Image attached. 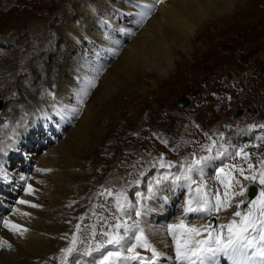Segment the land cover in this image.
Returning <instances> with one entry per match:
<instances>
[{
    "label": "rangeland",
    "instance_id": "rangeland-1",
    "mask_svg": "<svg viewBox=\"0 0 264 264\" xmlns=\"http://www.w3.org/2000/svg\"><path fill=\"white\" fill-rule=\"evenodd\" d=\"M167 1L165 0V2ZM91 3L94 5L88 7ZM161 3L157 0L151 5L154 10L141 24L140 13L142 9L144 10L143 6L146 5L142 0H108V2L107 0H0V62H2V58L8 60L11 58L9 66L15 72L9 80L10 84H0V101H4L1 113L3 117L0 116V139L9 138L6 144L8 146L12 144L11 141L14 142L16 139L22 142L28 139L26 144L20 148L13 144L5 149L4 156L8 163L0 166V172L10 181L8 188L10 194L7 189L0 188V217L3 216L4 220L11 221L14 218L18 199L26 201L32 199V202L28 200L30 201L29 205L31 203L40 205V208L32 207L35 211L41 210L49 214V210L50 213L55 210L57 203L53 200L54 195L50 196L52 192L54 193L51 186H55L53 184L54 175L59 172L62 174V172H58V169L55 168H46V172L51 173L45 172L44 174L47 176H41V171H39L43 166L41 157L43 160V156H50L52 153V157L56 156L57 154L54 152L56 153L57 148L70 142V136L76 130L84 117L83 115L86 114V110L92 111L96 108L91 104L97 97L96 92L104 77L108 74L112 75V69L121 58V52L127 46L134 44L145 26L158 15ZM232 3L231 13L221 15V17H209L201 25H195L193 28L195 31L191 35H185L182 30L181 33L180 30H177L176 33L179 34L166 41L167 50L171 54L169 68L157 60L159 57H155V52L146 53L143 56L144 61L139 63L140 71L137 70L133 77L123 81L117 92H113V90L109 92L114 93L115 101L111 103L113 105L102 108L103 115H99L100 117L96 121L98 125L92 128V132L95 130L98 134L100 133L99 136L94 137V140L99 137L101 141H97L95 157L87 161L88 166L85 174L91 180H88V185H83L82 192H79L80 196L73 194L74 199L77 200L69 204L74 213L73 215L71 212V216H74L71 219H75L73 222H67L71 224V232L67 231L71 234L70 242L74 234L78 236L79 240L86 241L85 235L91 234L94 225L100 226L99 233L108 231L106 223L111 224L110 219L115 214L113 206L116 204V194L125 192L128 197H133L137 191L143 193L144 189L140 185L144 188L148 187L149 183L162 177L163 172H155V167L162 168L160 167L162 162L173 160L165 158L162 160L157 155L159 151L165 152L168 157L173 159L181 158L186 154L191 155L197 151L203 152L209 146L211 139L220 138L227 132L229 135L240 131L247 122L264 119V0H248V2L247 0H233ZM104 7L107 12L104 11ZM135 9L140 10V13H136ZM94 10H100L101 13L96 15ZM183 20L187 22L186 18ZM68 22L72 32L64 27L68 25ZM76 22H80L81 26L79 27ZM37 29L40 31L39 35L34 38L32 32H38ZM112 29L119 31L117 36L120 39L111 35ZM122 37L126 44H123ZM108 42L118 46V50L113 51V54H110V51L104 46ZM84 44L88 48L95 49L96 52L99 50L101 54L107 55L109 63H99L97 59L91 61L85 58L82 53ZM66 45L68 47L65 50ZM65 53H68L67 55L70 57ZM156 54L162 56V53ZM148 59L156 62L157 65H150ZM64 63L68 64L70 73H72H69L68 76L70 84L67 85V90L71 88L75 91H83L79 97L83 98L84 102L81 105L71 97L72 100L69 103L71 108L68 109H79V112L72 111L70 118L75 120L73 124L71 122L68 125V121L61 122L58 118H54L52 122H46V127H42L40 126L42 124L40 117H43L45 113L48 114L50 110L48 111L46 107L40 109V105L35 108L34 106L38 103L37 101L44 98H48L50 102L57 99L56 92L53 97L54 91L52 90L56 88L52 81H57L58 74L63 75L62 66ZM7 68L8 65H5V69ZM45 74L46 77L48 74L50 76L46 83H44L46 77L43 78ZM83 74L96 81L95 87L89 86V82L85 81ZM94 74L96 77L92 78ZM114 74L115 72H113ZM2 75L1 77H3ZM5 75L11 77L12 73L9 72ZM86 89L89 94L84 96L83 93ZM46 94H49V97ZM185 94L191 96L190 102L186 107H179L178 101ZM28 102H31V107L26 106ZM61 104L57 108L60 114L64 113L67 105ZM238 108H245L249 111H246V114L238 119L233 117V113ZM18 112L22 113L18 116L17 122L13 121L9 126L3 124L6 118H8V123L11 122L12 116H17ZM31 122H35L34 126L38 123L39 128L45 130L46 133H49V130H54L59 134V137L52 138L49 143L47 137L43 135L45 132L39 128L37 129L40 130V133L35 129L33 133L29 132L25 135H19L17 131L11 136L5 134L8 127L16 128L22 132L23 127L27 124L30 125ZM26 135L29 136L25 137ZM41 143L43 145L40 147ZM87 143L82 145V147L85 146L84 149L89 146V139ZM56 146L58 147L56 148ZM143 146L150 150L151 154L142 151L141 147ZM31 153H35V155L32 156ZM56 159L59 161L60 157L56 156ZM66 160L68 161V158H65L64 162H59L62 168ZM17 168L18 173H14L13 169ZM174 168H179V166L175 165ZM35 176H37L36 180ZM44 177L47 178V181ZM171 177L172 172L169 175V178ZM46 184L48 187L50 186L49 192L43 188V185L45 187ZM28 185H31L36 192L40 189H44V191L29 192ZM106 190H110L112 196H109ZM85 193L86 196L83 199H87V204L84 205L79 197ZM101 193L104 194L101 195ZM132 197H129L130 200ZM15 201H17L16 204ZM2 209L7 212L3 213ZM36 216L32 215V217ZM38 217L35 220L41 223L43 219L41 216ZM102 217L107 218V221L100 225L99 222H103ZM2 221L1 225H3ZM46 224L50 225L49 222ZM77 224L81 229L79 233L76 231ZM148 226L155 227L150 220ZM2 238L1 228L0 240ZM53 241H57V238ZM8 242L11 244L10 241ZM70 242L60 247L56 246L59 247L60 254L55 257L49 256V260L45 259L42 264H61L62 249L70 246ZM57 243L62 242L58 241ZM78 247L84 251L83 246L78 245ZM11 249L18 252L15 245H12ZM20 260L22 261L23 257ZM169 262L172 264L173 260L165 259L162 264H170Z\"/></svg>",
    "mask_w": 264,
    "mask_h": 264
},
{
    "label": "bare ground",
    "instance_id": "bare-ground-1",
    "mask_svg": "<svg viewBox=\"0 0 264 264\" xmlns=\"http://www.w3.org/2000/svg\"><path fill=\"white\" fill-rule=\"evenodd\" d=\"M159 1H161L162 3H161L160 8L158 9V15L156 14L157 15L156 17H154V18L152 17L153 20L152 21L150 20V22L145 26V29L143 31H141V33L137 37V40L135 39L136 41L134 44H132L131 46L129 45L130 47L127 46V48H125L122 52L120 51L122 53V55H121V58L118 60V62L114 65V68L112 69V75L108 74L104 77V80H103L101 86H99V89L96 92L97 97L94 98V101L91 104L92 106L95 105L96 108H94V110H92V111L90 109L86 110V114L83 115L84 117L80 121L79 125L76 127V130L70 136V139H69L70 142L62 144L59 147L56 146V148L58 147L56 150V153L54 151L53 152H54V154H57L56 155L57 158H58V156L60 157L59 161L56 159V156L52 157L53 153L50 156L49 155L43 156V160L41 157V161L43 162V166H41V167H42V169H44V171H41V176H47L46 174H44L46 172V170H45L46 168H53V169L55 168V169H58L57 170L58 172L59 171L62 172V174H59L60 172L57 173V175L59 174L58 176L54 175V177H53L54 181L53 180L52 181L54 182L53 184H55V186H53V185L51 186L49 184L51 182L48 183L54 191V193L52 192V194L50 196L54 195L53 200L57 203V207L55 206V210L53 209L54 211H52L51 213L49 210V214H46L44 211H41V210L38 211L36 209L37 211H35L29 204L25 206V205L20 204L18 202V207L14 206L15 207V211H14L15 216L11 215L14 217L11 220V222L16 223V224H20L23 227L28 229V231L23 236L19 235L18 233L9 231L8 228L1 225V221L4 220V218H3V216L0 217V230L2 228V234H3L2 240L10 241L11 244L15 245L16 249H18V252H15L11 248H8L7 246L0 248V264H42V263H44L45 259H48L49 256L55 257V255L60 254L59 247L61 245H64L65 243L69 244L68 242H70V238H71V234H69V232H67V231L71 230V226H70L71 224H68L67 222L75 221V219H71V218H74V216H71L72 214L74 215V213L72 212V209L69 207V204L72 203L74 200H77V199H74V195L75 194L79 195V192L80 193L82 192L81 189H82L83 185L84 184L88 185V182L91 180V179L89 180L90 177L85 174L86 168L88 166L87 161H88V159H90V158L92 159L95 157L96 146L98 144L97 141L100 140L99 137L97 138V140H94V137L99 136L100 133L98 134L97 131H95V130H94V132H92V128H93V126L98 125V123H96V121H98V119H99L98 117H100L99 115H101V114L103 115V112L101 113L102 108L104 106L113 105L111 103L115 101V97L113 95L114 93L112 94L109 92L112 90H113V92H117V90H119V88L122 86L123 81H125L126 79H130L129 77H133L134 73L137 70L140 71L139 70L140 68H138L139 63L144 61L143 56L146 53L155 52V57H159L157 60L162 62L163 64H165V66L167 68H169V66L171 64V59H170L171 54H169L170 51L167 50L168 46L165 43H166V41H169V38L173 39L177 34H179V33H176L177 30H180V33L183 31V33L185 35H188V34L191 35L195 31V29H193L195 27V25L196 26L201 25L203 22H205V20H208L209 17H212V16L221 17V15L223 16V15H226L228 13H231L232 9H233L232 8L233 7V3H232L233 0H170V1L168 0L167 2H165V0H159ZM107 2H108V0H107ZM142 2L146 5L151 6V5H153L154 1L152 2V0H142ZM247 2H248V0H247ZM91 5H94V4L91 3L88 5V7H91ZM114 9H116V8L114 7ZM91 10H93V9H91ZM142 10H141V12H142ZM94 11L96 12V15H97V13H101L100 10H94ZM104 11L107 12V10H105V7H104ZM134 11H136V13H140V10L137 11V9H135ZM185 18L187 19L188 23L185 20H183ZM108 20H110V19H108ZM136 20H137V18H136ZM99 21H102V20L99 19ZM86 22H87V20H86ZM102 23L105 24L104 21H102ZM138 23H139V21H138ZM76 24L79 27L81 26L80 22H76ZM62 27H63V25H62ZM64 27L68 28V30L71 32L73 31L69 27V22H68V25L64 26ZM101 30H103V28H101ZM151 30H152V33H151ZM37 31L38 32H36V31L32 32V30H30V32H32L34 38H37L36 35H39L38 33L40 31L38 29H37ZM86 31H88V30L86 29ZM65 32H67V31H65ZM117 33H119V31L112 29L111 35L120 39V37L117 36ZM71 34H73V33H71ZM71 34H69V35H71ZM66 35H67V33H66ZM75 36H76V34H75ZM122 36L124 37V35H122ZM98 37H99V35H98ZM76 38H78V37H76ZM68 40H69V38H68ZM104 40H106V38H104ZM122 42H123V40H122ZM98 43H100V42H98ZM123 44H126V43L123 42ZM63 45H64V43H63ZM68 45L70 46V44H68ZM68 45H66V48L65 47H63V48H65V50H66ZM104 46H105V48H107L110 51L109 52L110 54L113 51L118 50V48H117L118 46L116 44L113 45V43H111V42L105 43ZM54 49H55V47H54ZM99 52L100 51L98 50L97 53H99ZM156 53H158V54L162 53V56L157 55ZM67 54L65 53V55H67ZM47 56H48V54H47ZM67 56H69V55H67ZM10 59L9 60L6 58L1 59L2 62H0V79H1L0 84L1 83L10 84L9 80H11V78L13 77V73H15V72H13V70H11L12 67L9 66L10 65ZM95 59H97V58L95 56H93V59H91V61H94ZM148 62L152 66L157 65L156 62H152L150 59H148ZM70 63H72V62H70ZM5 65H8L7 69H5ZM62 69H63V71H62L63 75L61 76V74H58L57 81L56 80L52 81V82H54V85H55L54 88H56V89H53L52 91H54V93L56 92L57 99L54 102H50L48 100V98H44V99L37 101L38 103L36 102L37 104H35V106H34V108H35L36 106L40 105L39 106L40 109L46 107L48 111L50 110L48 114L45 113L43 115V117H40L42 120V124L40 126H42V127H46V122H48V121L52 122V120L54 118H58L59 121H61V122L68 121V117L69 118L72 117V111H73L71 109H68V108H71V105L69 104L72 100L71 97H73L74 101H77V102H80V100H81L79 95H81V93L83 91L79 92V90L75 91L74 89H71V88L67 90V88H68L67 85L70 84V82H69L70 78L68 76H69V73L71 71L68 67V64L64 63V65L62 66ZM95 69H97V68H95ZM158 69H159V67H158ZM160 71L162 72V70H160ZM9 72H10V74L12 73L11 77L9 75H8V77L5 75V74H9ZM113 72H115L114 75H113ZM70 74H72V73H70ZM79 74H81V73L79 72ZM95 74L92 76V78L96 77ZM1 75L3 77H1ZM44 76L46 77V74L43 75V78H44ZM83 76H85L84 77L85 81L88 80V82H89L90 80H93V79H89L90 76H87L84 74H83ZM14 77H16L15 74H14ZM49 79H50V76L48 74V77L45 78L44 83L48 82ZM132 80H133V78H132ZM88 82H86V83H88ZM76 87H78V86H76ZM72 95H74L75 97ZM189 97H191V96L189 95ZM61 101H62V104H67V105L66 106L64 105L65 106L64 113L61 112V114H60L57 111V108H59V104H61ZM3 102L4 101H2V105H1L2 109L0 110V116H2V117H3V115H1V113L3 111ZM26 106L31 107L32 106L31 102H28ZM74 108H76V107H74ZM22 109H24V108H22ZM40 109H38V111ZM47 110H45V111H47ZM238 111H240V112H238ZM238 111H237V113H238V115H240L238 117V119L246 114V111H244V110L239 109ZM21 113L22 112H20V113L18 112L17 116L13 115L12 118L10 119L11 122H9V123H8V118H6L3 122V124L4 125L8 124V126H9L10 124L13 123V121H14V123L17 122L18 116L21 115ZM4 115H5V112H4ZM34 123L35 122H31L30 125L29 124L25 125L23 127L22 132L17 130L16 128L12 129V128L8 127L5 130V134L11 136V135H14V133L16 131L19 135L20 134L25 135V134H28L29 132L33 133L35 131L36 126H37L36 132L40 133L39 132L40 130L37 129V128H39V126L37 125L38 123L35 124V126H34ZM94 129H96V128H94ZM27 136H29V135H26L25 137H27ZM8 139H7V137H4V139H0V149H2V151H0V166L2 164L4 165V164L8 163L5 160V156H4L6 148L13 146V144H16L15 146H18L20 148V146L22 147L28 141V139H25V141L22 142L19 139L15 138L16 140L13 139L14 142L11 141L12 144L8 146V145H6L8 142ZM88 139L90 141L89 146L87 145L88 146V147H86L87 149H84L85 146L82 147V145L88 144L87 143ZM117 139H119V138H117ZM144 152L150 154V150H148V149ZM31 155L33 156V155H35V153H31ZM65 158H68V161L67 160L65 161V165L62 168L60 166V163L64 162ZM16 166H19V165H16ZM209 167H212V166H209ZM22 168H23V166H22ZM49 171H50V169H49ZM13 172L18 173V168L13 169ZM50 173L51 172H49L47 174H50ZM54 174H55V172H54ZM35 175H36V173H35ZM36 179H37V176H35V180ZM44 179H46L45 181H47V178L44 177ZM45 181H44V183H46ZM40 184H42V183H40ZM9 185H10V181H8V179L5 177V175L0 172V188L1 189H7V192H8V188L10 187ZM46 186L44 187V185H43V188L45 190H48V192H49L51 190L49 188L50 186L48 187L47 184H46ZM35 189H37V187H35ZM44 189H42V190L40 189V190L44 191ZM40 190L37 192H40ZM37 192L34 191V193H37ZM8 194H10V192H8ZM46 196H49V195H46ZM85 196H86V193L81 195V197H79L80 199H82L80 201H83L84 205L87 204V199H83ZM21 199H22V197H21ZM28 200H30V199H27V201ZM132 200H133L132 203L135 204L136 199L133 197ZM18 201H20V200L18 199ZM14 203L16 204L17 201H15ZM181 203L182 202H180L179 205ZM84 205L82 206V209H83ZM10 208H12V207H10ZM88 209H90V208H88ZM153 209L157 210L155 208H153ZM2 210H4L3 213L7 212L5 209H2ZM71 212H72V214H71ZM141 212H142V216L140 217V219H141L140 223H141V226L145 228V234L148 236L149 240L157 247V249L159 251L164 252L167 257H172V256L174 257V251H173L172 243L169 241V238L167 237V234L165 231V228L168 224L159 225L160 223H162V221H160V220L159 221L157 220L156 223H154L153 217H151V215L147 211H141ZM24 213H30V215H24ZM66 213H68L69 215H65ZM33 214H34V216H36L35 214H37L38 216H41L42 217L41 219H43V221L41 223L36 222L35 218L38 219L40 217H38V216L32 217ZM155 214H159V215L163 216L165 214V212L164 211H158ZM149 220L153 225H155L154 228H151L150 226H148ZM47 222H49L50 225H47L46 224ZM169 224H171V223H169ZM56 238H57V241H53V239H56ZM58 241H61L62 243L58 244L57 243ZM56 246H59V247H56ZM53 251H55V253H52ZM57 251H58V253H56ZM81 252H83V251H81ZM142 253L150 255V253H148V252L142 251ZM100 256H101V253L94 252L92 256H89L90 261L86 262V263L83 261V260H85V257L78 256V257H76V259H80L79 260L80 264H93V261L98 260L100 258ZM21 257H23L22 261L20 260ZM69 264H73L72 258H70Z\"/></svg>",
    "mask_w": 264,
    "mask_h": 264
},
{
    "label": "snow or ice",
    "instance_id": "snow-or-ice-1",
    "mask_svg": "<svg viewBox=\"0 0 264 264\" xmlns=\"http://www.w3.org/2000/svg\"><path fill=\"white\" fill-rule=\"evenodd\" d=\"M144 10L140 13V22L144 20L154 10L153 6L144 5ZM90 87H95V80L89 81ZM89 93L84 90L83 95ZM84 100L81 98L80 103ZM73 112H79V109H73ZM166 143V142H165ZM212 146L205 149L207 156H201L187 164L181 175H173V181H186L190 189L189 198L185 202L184 215L179 218V223L168 224L165 231L171 236L174 257H167L162 251L149 240L145 234V228L141 226L139 220L132 218L141 217L142 212L136 204H133L125 192L116 194L115 208L119 215L113 214L114 224H107V218L102 217L108 231L97 233L95 226L92 227V239L95 240L97 235L105 237L103 243L96 244L95 247L89 246L81 252L78 243H83L77 235H73L70 246L62 249L61 264H69V258H72L73 264H80L76 257L92 256L94 252L101 253L98 260L93 264H124L127 261H135L137 264H162L165 259H173L176 264H219L220 258L225 257L231 261V264H247L248 261H255L256 264H264V166L261 167L258 174L244 175L245 169L236 165H225L216 169V178L223 185L224 191L221 196L220 190H211L206 181H203L204 168L208 162L215 160L218 156H223L227 149L220 145L216 149V154L212 155ZM2 151V149H0ZM243 154L245 158L249 154L240 149L235 155ZM234 158V156H233ZM163 160V157L161 158ZM160 167L171 168V162H162ZM249 169L253 165L249 164ZM39 171H44L40 169ZM233 172H239L245 180H251L253 184L260 185L259 193L255 198L245 197L248 189L244 188L241 181L236 179ZM201 177V182L193 178V174ZM169 179L165 174L154 183L148 185V195L137 191L135 193L138 200L151 198L158 191L159 186ZM139 183V182H137ZM234 185H240L239 191H232ZM195 186V187H193ZM30 192L34 191L31 185H28ZM109 196H112L110 190H106ZM195 195H192V193ZM104 193H101L103 195ZM245 197L233 205L235 197ZM20 204H29V201L20 200ZM247 207H243L244 205ZM31 207H40L38 204H30ZM235 207L232 212L231 220L224 224H206L196 225L187 223V217L192 214L198 219H205L213 213L228 211ZM242 209V210H241ZM30 215V213H24ZM83 219V217H81ZM131 221V222H130ZM3 226L9 231L18 233L23 236L28 229L20 224L13 223L9 220L2 221ZM80 225H76L77 233L80 232ZM206 233V235H205ZM12 245L7 240H0V248ZM140 249L150 253L149 256L142 255Z\"/></svg>",
    "mask_w": 264,
    "mask_h": 264
},
{
    "label": "water",
    "instance_id": "water-1",
    "mask_svg": "<svg viewBox=\"0 0 264 264\" xmlns=\"http://www.w3.org/2000/svg\"><path fill=\"white\" fill-rule=\"evenodd\" d=\"M188 98H190L188 95L184 96V98L181 99V101L179 102V104H180V105L187 104V103H188V100H189ZM1 105H2V104H1V102H0V108H1ZM238 112H240V111H238ZM237 114H238V113H237ZM237 114H236V115H237Z\"/></svg>",
    "mask_w": 264,
    "mask_h": 264
}]
</instances>
